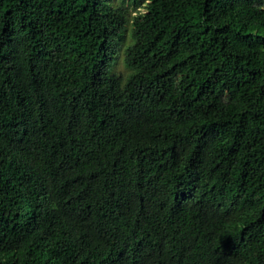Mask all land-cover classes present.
I'll list each match as a JSON object with an SVG mask.
<instances>
[{
	"label": "trees",
	"instance_id": "trees-1",
	"mask_svg": "<svg viewBox=\"0 0 264 264\" xmlns=\"http://www.w3.org/2000/svg\"><path fill=\"white\" fill-rule=\"evenodd\" d=\"M0 264H264V0H0Z\"/></svg>",
	"mask_w": 264,
	"mask_h": 264
},
{
	"label": "rangeland",
	"instance_id": "rangeland-1",
	"mask_svg": "<svg viewBox=\"0 0 264 264\" xmlns=\"http://www.w3.org/2000/svg\"><path fill=\"white\" fill-rule=\"evenodd\" d=\"M110 2L111 4L112 3L117 4L119 0H110ZM131 14H135V13H131ZM130 29H131L130 24L126 25L120 43L115 48V61L113 63V70L114 72L121 74L123 77H125L130 72V70L124 64V53H125L124 49L128 44L131 43ZM110 72H112V70H110Z\"/></svg>",
	"mask_w": 264,
	"mask_h": 264
}]
</instances>
